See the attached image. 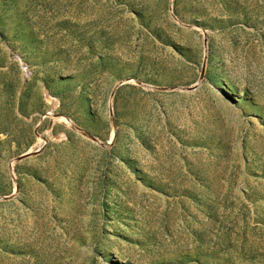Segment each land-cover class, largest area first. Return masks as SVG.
<instances>
[{"label": "rangeland", "instance_id": "374dc122", "mask_svg": "<svg viewBox=\"0 0 264 264\" xmlns=\"http://www.w3.org/2000/svg\"><path fill=\"white\" fill-rule=\"evenodd\" d=\"M0 264H264V0H0Z\"/></svg>", "mask_w": 264, "mask_h": 264}, {"label": "built area", "instance_id": "2783aa9c", "mask_svg": "<svg viewBox=\"0 0 264 264\" xmlns=\"http://www.w3.org/2000/svg\"><path fill=\"white\" fill-rule=\"evenodd\" d=\"M15 59L18 63V69L20 73L21 82L22 84H24L32 78L33 76L32 68L29 64H27L26 62H23L18 57H15Z\"/></svg>", "mask_w": 264, "mask_h": 264}]
</instances>
